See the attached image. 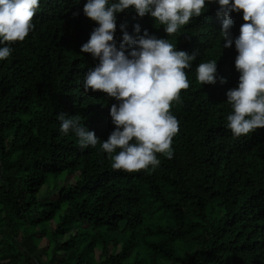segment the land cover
I'll list each match as a JSON object with an SVG mask.
<instances>
[{
  "label": "trees",
  "instance_id": "16d2710c",
  "mask_svg": "<svg viewBox=\"0 0 264 264\" xmlns=\"http://www.w3.org/2000/svg\"><path fill=\"white\" fill-rule=\"evenodd\" d=\"M85 3L41 0L34 30L0 61V264H264V127L241 137L226 127V91L240 73L230 63L238 50L222 48L216 0L171 39L217 59L226 80L198 86L194 60L189 90L171 108L180 121L173 157L158 153L154 170L132 172L112 168L99 143L82 149L60 131L61 111L101 140L115 128L116 98L83 89L98 63L81 50L98 24ZM116 15L117 42L121 23L134 36L136 23L168 35L149 14ZM232 15L236 36L242 10Z\"/></svg>",
  "mask_w": 264,
  "mask_h": 264
},
{
  "label": "clouds",
  "instance_id": "9594fccd",
  "mask_svg": "<svg viewBox=\"0 0 264 264\" xmlns=\"http://www.w3.org/2000/svg\"><path fill=\"white\" fill-rule=\"evenodd\" d=\"M212 0H86L83 11L98 22L83 52L98 58L83 78V89L102 90L118 103L110 107L115 128L101 140L78 115L58 114L60 131L72 132L79 146L100 144L112 161V168L132 172L154 170L161 163L158 153L172 158L173 137L179 132L180 121L171 111L173 103L181 102V90H189V71L194 60L198 86L225 82L218 77L217 59L201 61V51L178 49L171 37L181 33L183 26L204 12L212 14ZM217 15L223 16L219 37L222 48L238 50L230 61L234 73H240L238 85L227 89L226 127L235 137L246 136L264 127V0H216ZM41 0H0V61L10 57V42L24 40L34 30L33 16ZM134 9L143 17L149 14L157 25H163L165 37H157L147 28L134 25L132 35L126 24L119 25L122 39L117 42V13ZM244 22L239 34L233 36V12L240 13ZM78 11L73 15H78ZM141 33V34H140ZM186 34V33H185ZM190 38V36L188 37ZM234 41V42H233ZM225 64L222 69L225 68ZM151 166V167H150Z\"/></svg>",
  "mask_w": 264,
  "mask_h": 264
},
{
  "label": "rangeland",
  "instance_id": "374dc122",
  "mask_svg": "<svg viewBox=\"0 0 264 264\" xmlns=\"http://www.w3.org/2000/svg\"><path fill=\"white\" fill-rule=\"evenodd\" d=\"M1 236H3V234H0V241H1V244L4 243L3 240L4 238H2ZM45 243H44V240L42 239L41 242H40V246H43ZM98 252V251H97Z\"/></svg>",
  "mask_w": 264,
  "mask_h": 264
}]
</instances>
